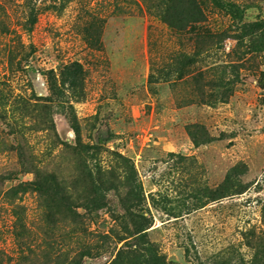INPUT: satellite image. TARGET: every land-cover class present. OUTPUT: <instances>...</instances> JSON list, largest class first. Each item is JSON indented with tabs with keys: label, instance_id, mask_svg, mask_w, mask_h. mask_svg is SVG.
<instances>
[{
	"label": "rangeland",
	"instance_id": "374dc122",
	"mask_svg": "<svg viewBox=\"0 0 264 264\" xmlns=\"http://www.w3.org/2000/svg\"><path fill=\"white\" fill-rule=\"evenodd\" d=\"M169 3L0 0V264H264V0Z\"/></svg>",
	"mask_w": 264,
	"mask_h": 264
},
{
	"label": "trees",
	"instance_id": "16d2710c",
	"mask_svg": "<svg viewBox=\"0 0 264 264\" xmlns=\"http://www.w3.org/2000/svg\"><path fill=\"white\" fill-rule=\"evenodd\" d=\"M179 3V5H189V10L185 13L187 18L192 21V22H198L199 20L201 19H194L196 17H202L203 16V19H205L204 17V13L202 11V9L200 8L199 4L197 3V0H170V3H169V7L168 8V11L170 10V12L168 13V15L165 13L162 15V18L163 20L168 23L169 25H171L172 27H174L173 25H175L173 19L171 21V19H169V14L173 13V15L175 17H178L179 18V15L176 16L175 14V11H177V7L175 8L176 4ZM178 13V11H177ZM193 18V19H192ZM180 20V19H179ZM246 26V29H248L246 32V37H249L250 35H253L254 34V30L256 29H263V35H264V21L262 22H256V23H252V24H248V25H245ZM33 186V188L35 190H38L40 192H42V190L44 189L42 187V184L41 183H32L31 184ZM45 190V189H44ZM150 222H148L147 219L145 218H142V222H136L134 221V224H135V232H136V235L138 234H142L143 232H145L147 229V227L150 225L149 224ZM157 255V254H156ZM152 256V251H150V256L152 258L148 259L145 261V264H165L164 262L161 263L158 259V256Z\"/></svg>",
	"mask_w": 264,
	"mask_h": 264
}]
</instances>
